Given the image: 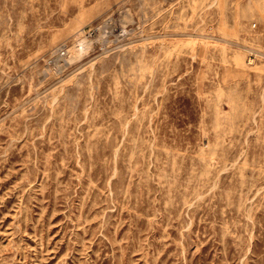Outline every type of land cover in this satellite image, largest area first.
<instances>
[{
    "label": "rangeland",
    "instance_id": "obj_1",
    "mask_svg": "<svg viewBox=\"0 0 264 264\" xmlns=\"http://www.w3.org/2000/svg\"><path fill=\"white\" fill-rule=\"evenodd\" d=\"M259 1L0 0V264H264Z\"/></svg>",
    "mask_w": 264,
    "mask_h": 264
},
{
    "label": "bare ground",
    "instance_id": "obj_2",
    "mask_svg": "<svg viewBox=\"0 0 264 264\" xmlns=\"http://www.w3.org/2000/svg\"><path fill=\"white\" fill-rule=\"evenodd\" d=\"M251 12L264 19V0H260L254 6L250 7ZM91 40L86 39L84 36L77 38L75 42L68 48L69 62H73L80 58L82 54L91 46ZM239 61V60H238Z\"/></svg>",
    "mask_w": 264,
    "mask_h": 264
}]
</instances>
